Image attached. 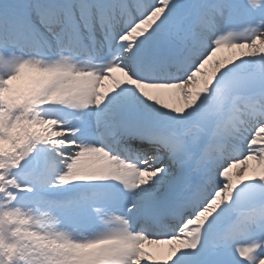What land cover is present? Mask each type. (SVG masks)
I'll use <instances>...</instances> for the list:
<instances>
[{
    "label": "snow or ice",
    "instance_id": "1",
    "mask_svg": "<svg viewBox=\"0 0 264 264\" xmlns=\"http://www.w3.org/2000/svg\"><path fill=\"white\" fill-rule=\"evenodd\" d=\"M0 264H264V0H0Z\"/></svg>",
    "mask_w": 264,
    "mask_h": 264
},
{
    "label": "rangeland",
    "instance_id": "2",
    "mask_svg": "<svg viewBox=\"0 0 264 264\" xmlns=\"http://www.w3.org/2000/svg\"><path fill=\"white\" fill-rule=\"evenodd\" d=\"M238 54V51H237ZM232 52L228 49H222L221 52L217 54L219 58H223L226 56H231ZM170 99H173L170 97ZM247 168L248 174L251 175L253 172H258L259 171V164L257 161L250 159L247 162V165H239L237 168L233 169V176L235 177L236 174L244 169ZM167 244H153V245H146V248L148 251H151L158 259L162 258L163 254L167 251Z\"/></svg>",
    "mask_w": 264,
    "mask_h": 264
}]
</instances>
